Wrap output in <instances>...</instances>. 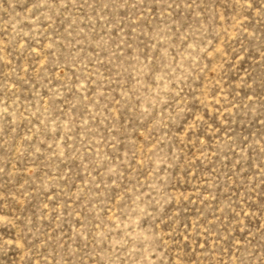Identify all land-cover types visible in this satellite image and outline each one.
I'll use <instances>...</instances> for the list:
<instances>
[{
	"label": "rangeland",
	"instance_id": "374dc122",
	"mask_svg": "<svg viewBox=\"0 0 264 264\" xmlns=\"http://www.w3.org/2000/svg\"><path fill=\"white\" fill-rule=\"evenodd\" d=\"M0 264H264V0H0Z\"/></svg>",
	"mask_w": 264,
	"mask_h": 264
}]
</instances>
